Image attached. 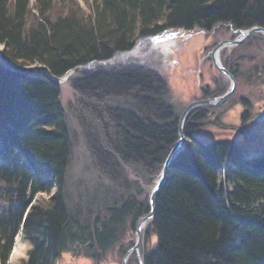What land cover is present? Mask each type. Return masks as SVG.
Masks as SVG:
<instances>
[{"label": "trees", "instance_id": "1", "mask_svg": "<svg viewBox=\"0 0 264 264\" xmlns=\"http://www.w3.org/2000/svg\"><path fill=\"white\" fill-rule=\"evenodd\" d=\"M32 1L0 0L2 59L8 66L40 64L55 77L167 30L264 28V0H95L91 14L75 0H61L60 7L56 0ZM80 74L69 82L81 97L73 106L83 114L99 172L122 187L125 198L88 220L67 206L71 145L60 87L43 73L0 66L1 264L22 225L33 245L27 264H54L75 245L86 252L113 250L150 211L130 171L154 180L178 140L179 116L165 79L136 68ZM97 122L100 139L91 130ZM194 122L192 113L185 132L190 144L157 195L144 264H264V173L226 164L233 144L194 139ZM54 182V197L32 206Z\"/></svg>", "mask_w": 264, "mask_h": 264}, {"label": "rangeland", "instance_id": "2", "mask_svg": "<svg viewBox=\"0 0 264 264\" xmlns=\"http://www.w3.org/2000/svg\"><path fill=\"white\" fill-rule=\"evenodd\" d=\"M75 1L78 7H80V9L86 13L91 14L93 12L95 0ZM56 2L57 4L59 3L57 7H60L63 4L61 0H56ZM32 3H35V1L33 0ZM255 27L259 28V26ZM227 29L224 30L225 35L229 34L232 37H237V35H232L231 31ZM249 29H244V31ZM194 34L195 33H192L190 35ZM190 35L178 34L175 39L180 41V45L174 47L173 54L169 55L168 57L162 54L153 53L150 57V68L125 66L121 64L109 65L105 66V68H136L165 79L170 92L169 103L174 105L175 111L177 113L176 115L179 116L188 104L195 102L196 99L200 97L202 94L200 90L207 88V86H211L210 94L220 92L216 93V95L219 96L228 92L231 87L230 82L226 80L224 76L221 75L217 70H215L213 63L210 61V53L213 49V39L204 34H197L187 40V37H190ZM259 42L260 40L254 36L251 37L242 47L234 49V53L239 54V56L244 55L242 62H240L242 71L239 72L241 75L240 78H237V88H235L233 93L229 96L228 100L225 102V105L210 109L211 112H215L216 114L222 116V122H226L228 129H220L214 124H206L200 129L201 132L199 133V136L202 139H206L205 136L207 133H213L214 138L217 141H239H235L238 144L236 147V150L239 152L238 155L240 157H246L248 162L250 160H257L264 154V125L261 126L256 123L242 125L240 123L242 108L240 104L237 105L236 101L241 97L252 98L254 103L252 111H255L254 115L262 110V106L264 104V80L262 79L259 81L256 78V75L262 76L261 71L262 69L264 70V48L261 50L262 55L258 51H252L253 53L248 51L251 50V48L254 49L256 46L258 47V44H260ZM136 43L137 41L135 42V45ZM3 49L4 46L0 44V54L2 53ZM100 67H94L93 71L98 70ZM15 68L23 70L31 68H38L39 70L40 68L44 69L40 64H34L33 66L29 67L17 66ZM234 68L235 67L232 69L233 71ZM80 73L81 72H77L71 77V79L75 78V76L81 75ZM69 82L70 81H67L64 84L61 83V85H59L61 91L60 104L65 115L67 129L69 132V141L71 145V158L67 172L65 194L67 206L70 209L80 210L82 212V217L88 220L97 217V214L99 213H103L107 206L120 201L123 196L125 198V193L122 187H119L117 184L108 181L99 172V169L94 162L91 150L86 141V130L82 126L80 120L82 118L84 119L83 114L78 113V111L73 106V104H76V101L80 100L81 97L76 94ZM215 82H220L222 84L221 88L219 90L217 89L218 91L216 90L217 86H214ZM211 120H213V117ZM91 130L93 134L99 139L100 135H103L102 127L100 126L99 122H97L96 127H91ZM229 162L232 164L233 162L234 164L239 163L241 164L239 165L240 167L248 169L243 167L241 160L236 159L233 156L228 157L226 155V164ZM254 172L258 173L255 170ZM259 172L264 173V169L259 170ZM130 174L133 176V180H136L135 178H139V185L141 186L140 189L142 190L143 195L145 197L149 196L158 178L151 180V177H148L143 173L136 176L134 175V172L131 171ZM219 181L222 183L224 188L225 185L223 172L220 173ZM56 187V182H54V189L50 193L42 192L37 195L31 205L34 207H40L42 203L49 201L54 197L56 193ZM226 188L229 189L228 186H226ZM129 193L132 196L135 195L136 186L132 185ZM27 213H29L28 210ZM23 227L24 226L22 225L20 228V233L23 234V246L21 249L22 256L19 258L18 264H25L28 260V254L32 250V245L25 238ZM147 228L143 232L141 242L142 247L145 248L148 247ZM125 236H127V238L122 239L123 243L121 245L128 247L130 240H135V232L132 230L128 231ZM155 243L156 240L153 239L152 245ZM121 245L119 242L115 247L116 249L114 248L113 250H117ZM71 249L74 251V253L78 252V254L81 255L78 260L73 259V255L67 252L60 260L56 262V264H73L74 261H78L77 264H85L84 261H86L88 264H93L94 261L92 262V259L87 257V252L93 257L99 258V253L96 251L86 252L85 249L80 246L78 247V245H75ZM109 252L112 253L113 251L108 250V253ZM110 253L104 257V262L108 261V263L105 264H116L117 260L115 258H117V256H115L114 253L112 255ZM120 260L121 258H119V261Z\"/></svg>", "mask_w": 264, "mask_h": 264}, {"label": "flooded vegetation", "instance_id": "3", "mask_svg": "<svg viewBox=\"0 0 264 264\" xmlns=\"http://www.w3.org/2000/svg\"><path fill=\"white\" fill-rule=\"evenodd\" d=\"M226 27L225 26H216V27L213 28L212 31L209 32L208 36L213 39L212 40L213 41V46H212L213 49L219 43H221V42H224V41H233V40H235V39H237L239 37L238 34H235L234 31H232L231 33H232V35H237V37H232L229 34L228 35L227 34L225 35L224 34V30L227 29ZM254 36L257 37V39L260 40V42H259L260 44H258V47L256 46V47H254V49L251 48V50H248V51H250L251 53H253L252 51H258L262 55L261 50H262V48H264V37L261 36V35H258V34H254V35L250 36L244 43H242L239 46H227V47H224V49H222L221 52H220V54H222L221 55L222 56V59H221L222 64L224 65V67L228 71H230V73L232 74V76H233V78H234V80L236 82V87L235 88H237V80H238L237 78L238 77L240 78V76H241L239 74V72L242 71L241 70V67L242 66H241V63L240 62H242V59H243L244 55H240L239 56V54L234 53V49H236L238 47H242L251 37H254ZM250 46H252V45H250ZM210 61L213 63V61L211 59V56H210ZM233 67H235L234 68V71L235 72L232 70ZM261 72H262V76H260V75L257 76L256 75V78L259 81H261L262 79L264 80V75H263L264 74V70L262 69ZM237 75H239V76H237ZM244 77H246V76H244ZM224 78L226 80H228L230 82V84H231V81L228 78H226L225 76H224ZM214 86H217L216 90L217 89L219 90L221 88L222 84L220 82H215L214 83ZM210 88H211V86L210 87L207 86V88H205L203 90H200L202 92V94L200 95V97H198L196 99V101L208 100V99H215V98L220 97L219 95H216V93H220V92H216V93L210 94ZM225 102L222 103V104H220L219 106L222 107L223 105H225ZM236 102H237V105L240 104L241 105V108H242V113H241V116H240L241 117L240 123L242 125L253 124V123L259 124L261 126L264 125V118H263L264 117V104L262 106V110H260L259 112H257L256 115H254L255 114V111H252L253 106H254V103H253V99L252 98L241 97V98H238V100ZM212 108H215V107H213V106H202V107L197 108L194 111V120H195L194 124H195V127L199 128V127H201V126H203V125H205L206 123L209 122V124H214L217 127H219L220 129H228V126L226 125V122H222V119H221L222 116L219 115V114H216L215 112H211L210 109H212ZM212 117H213V120H211ZM260 117L263 118V119H261L260 121L257 120ZM235 141L236 142H239L237 140H235ZM135 244H136V241L135 240H130V243H129V246L128 247L120 246L117 250H111V251H113L112 253L109 252L111 255L114 253L115 256H117V258H115L117 260V263L116 264H124V259H125L126 255H127L128 251L130 249H132L135 246ZM123 247H125V249H126L125 251H122V248ZM139 252H140V255L137 254V252H134L128 258L127 264H140L139 263V257L141 256V254H143V257H145L146 251H141L140 250ZM98 253H99L98 254L99 255V258L93 257L88 252H87L86 255H87L88 258L92 259V262L94 261L93 264H105V263H108V261L104 262L105 261L104 257L109 254L108 251H106L105 253L99 251ZM69 254L73 255V259H77V260L81 256L80 254H78V252H75L74 253V251L69 252ZM119 258H121L120 261H119ZM77 262L74 261L73 264H77ZM84 263L85 264H88L86 261H84Z\"/></svg>", "mask_w": 264, "mask_h": 264}, {"label": "water", "instance_id": "4", "mask_svg": "<svg viewBox=\"0 0 264 264\" xmlns=\"http://www.w3.org/2000/svg\"><path fill=\"white\" fill-rule=\"evenodd\" d=\"M196 30H198L196 28ZM190 31H186V30H180V31H176V32H170L169 34H187ZM200 32V31H199ZM201 33L203 34H207L205 31L201 30ZM238 33H240V38H237L234 41H224L219 43L214 50L211 52V59L213 61V64L215 66V68L219 71L220 74H222L223 76L227 77L230 81H231V87L228 90V92H226V94H224L222 97H219L215 100H203V101H197V102H192L190 104H188L185 109L183 110V112L181 113L179 119H178V140L175 143L174 147L170 150L162 168L161 171L159 173L158 179L155 183L154 188L151 191V194L149 196V208L150 211L149 213L143 217L137 225V229H136V246L131 249L125 259H124V264L127 263V260L129 258V256L134 252L138 250V247L140 245L141 239H142V235L144 230L146 229L147 225L154 219L155 216V212H156V198L157 195L159 194L160 190L162 189L163 185L165 184L166 180H167V176H168V172L169 169L172 167V165L175 163V161L178 159V157L184 153V151L187 149L188 147V140L185 136V125H186V121L188 119V116L190 115V113L195 110L196 108L200 107V106H214V105H220L222 104L224 101H226L229 96L233 93V91L235 90L236 87V82L232 76V74L226 70L222 63L220 62V54L219 52L221 51L222 48L226 47V46H239L242 43H244L250 36L254 35V34H258L264 37V28L261 27H255V28H251L247 31H243L240 30L238 31ZM163 34H167V33H162L160 35L157 36H153V37H148V38H144L141 40H150L151 42L154 41V39L163 36ZM190 34H192V32H190ZM110 62L109 61H105V62H94L91 65H100V66H107L109 65ZM92 66H88V67H80L79 69H74L73 72L78 71V70H90ZM5 68V67H4ZM8 69V68H5ZM73 72H69L68 74H66L63 78H58L53 76L52 74H50L49 71L45 70V69H40L38 70L37 68H32L29 69L27 71H25V73H43L44 75H46L49 79H51L53 82L60 84L62 81H64V79L66 77L69 78V76L71 74H73ZM67 78V79H68ZM264 118V117H263ZM263 118H258L257 120H261ZM257 161H264V154L258 158ZM252 164V163H251ZM251 164H247L250 165ZM140 264H143V261L140 259Z\"/></svg>", "mask_w": 264, "mask_h": 264}, {"label": "bare ground", "instance_id": "5", "mask_svg": "<svg viewBox=\"0 0 264 264\" xmlns=\"http://www.w3.org/2000/svg\"><path fill=\"white\" fill-rule=\"evenodd\" d=\"M176 35L177 34H164L163 36L154 39L152 42L150 40H140L132 50L115 55V57L109 62L111 65L124 64L125 66L150 68V57L153 53L162 54L167 57L173 54V48L180 45V42L175 39ZM21 72L25 73V71ZM67 78L68 77L64 79L62 84L67 82ZM249 162L252 163L251 166H253V169L257 172L263 167L262 161L251 160ZM247 170L254 173V170L252 169L248 168ZM22 235L23 234L20 233L16 238L14 248L7 264H18V260L22 256Z\"/></svg>", "mask_w": 264, "mask_h": 264}]
</instances>
